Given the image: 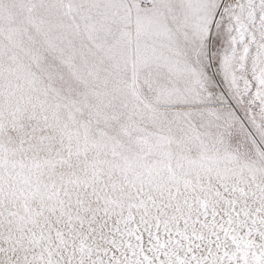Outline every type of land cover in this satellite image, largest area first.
<instances>
[{
  "label": "snow or ice",
  "instance_id": "1",
  "mask_svg": "<svg viewBox=\"0 0 264 264\" xmlns=\"http://www.w3.org/2000/svg\"><path fill=\"white\" fill-rule=\"evenodd\" d=\"M0 264H264V0H0Z\"/></svg>",
  "mask_w": 264,
  "mask_h": 264
}]
</instances>
